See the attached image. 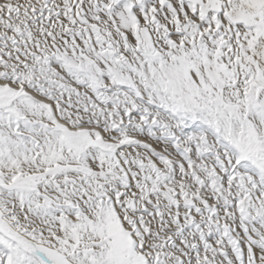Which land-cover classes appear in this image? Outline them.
<instances>
[{"label":"snow or ice","instance_id":"snow-or-ice-1","mask_svg":"<svg viewBox=\"0 0 264 264\" xmlns=\"http://www.w3.org/2000/svg\"><path fill=\"white\" fill-rule=\"evenodd\" d=\"M0 264H264V0H0Z\"/></svg>","mask_w":264,"mask_h":264}]
</instances>
